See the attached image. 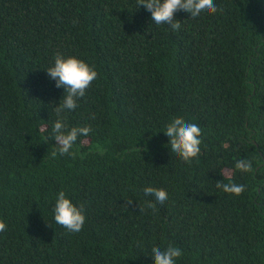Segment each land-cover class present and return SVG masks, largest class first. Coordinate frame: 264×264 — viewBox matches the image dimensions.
<instances>
[{
    "label": "trees",
    "instance_id": "obj_1",
    "mask_svg": "<svg viewBox=\"0 0 264 264\" xmlns=\"http://www.w3.org/2000/svg\"><path fill=\"white\" fill-rule=\"evenodd\" d=\"M214 3L174 31L138 0H0V264H154L170 245L176 264H264V0ZM57 53L98 72L59 115ZM177 117L202 130L191 163L164 133ZM57 119L91 128L69 155ZM60 191L83 205L78 233L54 222Z\"/></svg>",
    "mask_w": 264,
    "mask_h": 264
},
{
    "label": "clouds",
    "instance_id": "obj_2",
    "mask_svg": "<svg viewBox=\"0 0 264 264\" xmlns=\"http://www.w3.org/2000/svg\"><path fill=\"white\" fill-rule=\"evenodd\" d=\"M139 8L144 6L151 13V19L157 25H168L172 30H179L181 21L175 20V14L185 11L191 14V18L199 16L202 12L215 14L218 9L214 0H138ZM51 79L56 81L57 88H65L66 92L59 107L54 110L59 115L65 110L72 111L78 107L77 101L83 98L93 82L98 78V72L94 66L76 57L65 58L57 53L54 58V66L46 70ZM54 141L57 142V149L60 155L71 154L78 136L87 137L90 127H73L68 130L63 119H57L52 126ZM164 133L170 138L171 152L176 153L187 163L199 157L202 144V130L195 123H187L181 117L173 119L167 126ZM56 155V153H53ZM236 169L243 173L253 171L250 160H238ZM216 187L223 192L240 196L244 191V185L235 183L217 182ZM146 196H152L161 204L167 200V192L164 189L147 187L144 189ZM132 201H128L131 204ZM149 207L155 208V204L150 203ZM54 212V222L63 226L70 232L78 233L82 230L86 216L83 205L77 207L66 197L64 191H60L56 199ZM6 230V224L0 221V232ZM154 264H176V260L183 255L182 250L176 246H168L166 249L159 247L152 248Z\"/></svg>",
    "mask_w": 264,
    "mask_h": 264
}]
</instances>
